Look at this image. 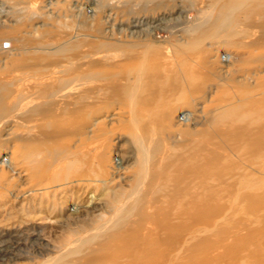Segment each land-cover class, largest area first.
Segmentation results:
<instances>
[{
	"label": "bare ground",
	"instance_id": "obj_1",
	"mask_svg": "<svg viewBox=\"0 0 264 264\" xmlns=\"http://www.w3.org/2000/svg\"><path fill=\"white\" fill-rule=\"evenodd\" d=\"M229 194L264 195V0H0V264H175ZM80 195L54 245L18 215Z\"/></svg>",
	"mask_w": 264,
	"mask_h": 264
},
{
	"label": "rangeland",
	"instance_id": "obj_2",
	"mask_svg": "<svg viewBox=\"0 0 264 264\" xmlns=\"http://www.w3.org/2000/svg\"><path fill=\"white\" fill-rule=\"evenodd\" d=\"M191 14L193 15L192 12ZM231 50L232 52L230 51L231 53L229 55L230 59H233L236 63H239L241 59L247 56L246 50L240 48H231ZM222 53L225 54V51L223 50ZM184 111L180 113L181 116L186 115L187 110L184 109ZM180 115H173V125H178L180 121L177 122L176 119L179 118ZM104 118V113H100L93 115L90 120H102ZM119 135L121 139L116 137ZM116 136L114 140L108 144L109 148H106V152L100 150L99 144L102 142V138H98L97 141L99 152L97 160L100 161V164L106 161L105 165L109 173L111 171L110 166H113L116 153L129 149V144L126 142L128 135L119 132ZM119 146L121 148L120 150ZM239 153L243 155L242 151H239ZM218 168L219 167H213L211 172H213V170H218ZM241 173L242 172L237 174L234 180L238 179ZM109 176L111 177V173ZM116 179L117 178H115V181ZM83 190H85V187ZM53 191L54 190L51 192L49 191L48 194H42L40 189L35 188L34 192L36 193L34 194H36V197L42 196L46 198V196L52 197ZM61 191L62 189H59L57 192H54L56 194L58 193L54 198L64 200L63 195L65 193H60ZM92 191H94V189H92ZM67 193L70 194L71 190L69 191L68 189ZM90 195L92 196L93 193H90ZM89 196L85 197L84 195H80L78 199L65 200L66 203H63L62 207L59 208H53L49 204L42 205L39 209V206L36 205L35 210H33V212L30 211V215H24V212L19 211L23 207L21 203L25 205L27 202L26 200H22V202L16 204V209L19 211L18 215L20 219L21 217H32L31 221H33L32 223H34L36 227L44 226L45 242L48 241V243L54 245L57 240L60 239L59 237L66 236L72 231L78 230V226L86 222L89 217L101 213L102 210H97L94 214L89 216L86 215V210L93 202ZM100 196L101 194L96 196L95 202L99 200ZM36 202L38 203V199ZM1 208L3 210L4 207ZM1 208L0 212L2 213ZM207 210L208 215L212 218L204 230L196 236L197 240L191 244L189 249L193 248L194 251L192 250V255L186 257V251L181 250L178 258L175 260V264H264V195L253 199L237 201L234 200L230 194L225 195L211 199ZM5 213L4 211L3 214L5 215ZM14 215H16V213ZM146 237L147 236H143V240H145ZM37 246L38 245H35L34 242L27 247L21 246L22 253L17 260L18 264H31L26 257L29 256V253ZM144 246L143 243H136L130 246L129 249L127 248V251L136 254L142 251ZM116 250H120V248L115 249V251ZM151 253H149V255L153 254ZM73 256L75 255L68 256L69 258L67 257V260L73 258ZM39 258L38 260H42L41 258L44 257ZM82 264H91V262L86 261ZM102 264H110V262L104 261ZM157 264H166V262L162 261Z\"/></svg>",
	"mask_w": 264,
	"mask_h": 264
}]
</instances>
